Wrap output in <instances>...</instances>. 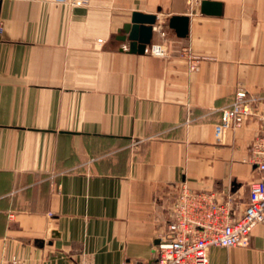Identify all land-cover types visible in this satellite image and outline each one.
<instances>
[{
	"label": "crops",
	"instance_id": "obj_1",
	"mask_svg": "<svg viewBox=\"0 0 264 264\" xmlns=\"http://www.w3.org/2000/svg\"><path fill=\"white\" fill-rule=\"evenodd\" d=\"M203 1V0H202ZM0 0V264H151L179 180L243 206L259 122L221 138L236 90L264 95V0ZM156 14L144 53L123 25ZM188 16L179 37L168 26ZM207 264H264V222Z\"/></svg>",
	"mask_w": 264,
	"mask_h": 264
},
{
	"label": "built area",
	"instance_id": "obj_2",
	"mask_svg": "<svg viewBox=\"0 0 264 264\" xmlns=\"http://www.w3.org/2000/svg\"><path fill=\"white\" fill-rule=\"evenodd\" d=\"M86 5L89 0H71ZM191 7L202 0H186ZM162 38L150 52L165 55L170 39L162 22L154 25ZM256 118L259 129L254 136L245 161L258 173L249 185L247 202L241 206L228 195L219 200L211 190H194L179 180L172 203V219L160 232L155 244L156 256L151 264H207L210 246H247L251 229L264 222V95L238 88L231 102L221 108L215 134L221 138L229 130L242 127L249 118ZM7 264V263H2Z\"/></svg>",
	"mask_w": 264,
	"mask_h": 264
},
{
	"label": "water",
	"instance_id": "obj_3",
	"mask_svg": "<svg viewBox=\"0 0 264 264\" xmlns=\"http://www.w3.org/2000/svg\"><path fill=\"white\" fill-rule=\"evenodd\" d=\"M201 11L204 13H219L220 4L211 0H203ZM156 18V14L138 11L132 13L131 21L123 25V34L118 36L120 39L128 41L129 52H145L147 45L151 43ZM188 22V16L173 15L168 20V26L175 31L177 36L183 37L188 32Z\"/></svg>",
	"mask_w": 264,
	"mask_h": 264
}]
</instances>
